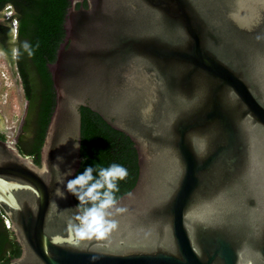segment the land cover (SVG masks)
I'll use <instances>...</instances> for the list:
<instances>
[{"label": "water", "instance_id": "obj_1", "mask_svg": "<svg viewBox=\"0 0 264 264\" xmlns=\"http://www.w3.org/2000/svg\"><path fill=\"white\" fill-rule=\"evenodd\" d=\"M70 3L40 165L0 139V208L21 247L10 264H264V0ZM82 107L138 155L102 239H77L82 210L55 195L81 168Z\"/></svg>", "mask_w": 264, "mask_h": 264}, {"label": "trees", "instance_id": "obj_2", "mask_svg": "<svg viewBox=\"0 0 264 264\" xmlns=\"http://www.w3.org/2000/svg\"><path fill=\"white\" fill-rule=\"evenodd\" d=\"M13 4L21 15L19 35L22 44L28 42L33 55L30 56L43 77V94L40 112L34 128V142L23 144L25 155L38 156L42 148L46 130L55 107V93L52 80L45 65L46 58L52 61L66 37L64 24L70 0H0V8ZM87 7V3L84 4ZM80 7L78 4L77 8ZM3 27L0 26V34ZM10 28H7L9 32ZM27 54V53H26ZM82 164L78 173L90 165L108 167L112 163L124 166L128 176L119 182V191L115 194L119 200L130 193L136 186L139 177L138 155L133 141L113 129L100 115L91 109L82 107ZM36 163L40 165V160ZM77 173V174H78ZM76 204L78 201L74 198ZM83 206L80 208L82 210ZM0 264H10L13 259L21 256V248L15 241L13 233L6 229L0 216Z\"/></svg>", "mask_w": 264, "mask_h": 264}, {"label": "clouds", "instance_id": "obj_3", "mask_svg": "<svg viewBox=\"0 0 264 264\" xmlns=\"http://www.w3.org/2000/svg\"><path fill=\"white\" fill-rule=\"evenodd\" d=\"M24 52L28 56L33 55L32 48L28 42L22 44ZM6 55V53H5ZM19 55V50L12 49L13 58ZM73 151L81 148L78 139L71 138ZM69 140L61 141L57 146H63ZM57 163L53 168L59 170L60 164L64 163L63 156H57ZM128 176L127 169L117 163L108 167L90 165L74 175V169L68 166L62 173L63 178H58L62 188L55 190V195L66 199V193L72 195L79 203L76 206L82 211L75 215V222H69V231L79 240H90L93 238L102 239L118 227V220L113 218L126 211L118 206L116 193L119 191V182L124 181ZM68 177H72L68 179Z\"/></svg>", "mask_w": 264, "mask_h": 264}, {"label": "flooded vegetation", "instance_id": "obj_4", "mask_svg": "<svg viewBox=\"0 0 264 264\" xmlns=\"http://www.w3.org/2000/svg\"><path fill=\"white\" fill-rule=\"evenodd\" d=\"M20 17L21 15L18 13L17 9L13 4H7L2 8H0V26L4 28L2 34H0V62L5 61V64L11 70V73L13 75L12 78L16 80L15 86L20 90V94H19L20 99L17 96L16 100L19 101L22 105V108L20 106H12L13 107L12 109H14L15 107L18 108L19 113L17 115L13 113V111H11L10 113V115L12 116L11 124L3 125L0 123V139L3 141H7L9 143L16 144L19 150L21 151V153L25 155L22 145L31 144L32 142H34V135H35L34 128L36 126V122L40 112V105L42 102L41 99L43 94V77L41 75V72L35 66L34 62L31 60L30 56H28L26 52H24V50L21 49L22 39L25 40L26 38H21L19 35ZM14 21L17 22L15 28L13 27ZM7 28L8 29L10 28L9 32H7ZM13 48L19 50V55L15 58H13L12 56ZM57 55H58V51H57ZM56 60L57 57L55 58L54 61H52L49 57H47L45 61L47 72L51 80H52V74L50 72V66L53 65L56 62ZM53 89L55 93V102H56V92L54 85H53ZM15 120L17 121L16 126L14 125ZM13 129L15 130L14 133L11 131ZM30 157L33 158L35 162L37 160H40V155L39 157L38 156H30ZM0 216L2 218L4 226L6 219H8V221L10 222L9 218L5 215V213L1 208H0ZM10 228H11V222H10ZM0 231H2L1 224H0Z\"/></svg>", "mask_w": 264, "mask_h": 264}, {"label": "rangeland", "instance_id": "obj_5", "mask_svg": "<svg viewBox=\"0 0 264 264\" xmlns=\"http://www.w3.org/2000/svg\"><path fill=\"white\" fill-rule=\"evenodd\" d=\"M11 70L5 64V61L0 62V116L3 119L4 125L11 124V111L17 114L19 113L18 108H14L12 106H20L22 105L19 101L16 100L18 96L20 99V90L15 86V79L12 78ZM17 119V118H15ZM14 125H17V121H14ZM13 133L15 130H11Z\"/></svg>", "mask_w": 264, "mask_h": 264}, {"label": "built area", "instance_id": "obj_6", "mask_svg": "<svg viewBox=\"0 0 264 264\" xmlns=\"http://www.w3.org/2000/svg\"><path fill=\"white\" fill-rule=\"evenodd\" d=\"M16 25H17V22H16V21H14V23H13V27L15 28V27H16ZM5 226H6V228H7V229H9V228H10V222L8 221V219H6V220H5Z\"/></svg>", "mask_w": 264, "mask_h": 264}]
</instances>
